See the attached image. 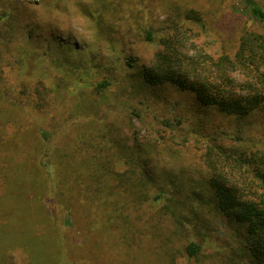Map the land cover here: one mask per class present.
<instances>
[{
	"label": "trees",
	"instance_id": "obj_1",
	"mask_svg": "<svg viewBox=\"0 0 264 264\" xmlns=\"http://www.w3.org/2000/svg\"><path fill=\"white\" fill-rule=\"evenodd\" d=\"M9 2L0 0V264H201L212 221L224 218L229 249L237 246L224 264H264V144L206 143L207 169L195 176L173 145H187L186 131L170 120L154 125L134 98L135 83H171L238 118L264 110V6L244 0L252 25L214 16L224 39L212 53L191 51L193 25L207 31L208 15L187 1H166L172 19L160 22V0H82L96 43L105 40L116 58L100 62L94 53L74 57L86 50L61 39L65 53L36 54L32 31L18 44L23 12ZM115 36L151 44L152 55ZM58 115L103 125L69 135L37 126ZM133 118L147 122L146 141L125 133ZM89 133L96 139L82 141Z\"/></svg>",
	"mask_w": 264,
	"mask_h": 264
},
{
	"label": "rangeland",
	"instance_id": "obj_2",
	"mask_svg": "<svg viewBox=\"0 0 264 264\" xmlns=\"http://www.w3.org/2000/svg\"><path fill=\"white\" fill-rule=\"evenodd\" d=\"M160 1V3L157 2L159 5L156 7V13L160 15V22L172 19L168 12L166 1H172L173 3L187 1L208 15L204 18V21L208 23L206 26L207 31H204L201 25H193L191 51L218 52L220 43L224 39V34L215 29L212 24V22H216L213 21L216 15H218L217 20L223 15L228 17L233 15L234 19H243L244 23L252 25L246 15L244 0ZM257 1L260 5L264 6V0ZM81 2L82 0H11L9 4H13L17 8L19 7L18 9L23 12L20 15L22 23L19 27L17 26L18 36L20 37H17L16 42L20 44L19 38L25 39L28 32L32 31V34L37 37V40L31 41L34 53L40 54L45 58L50 57V55L54 57L65 53V46L58 41V39H61L63 42L69 41L72 45L77 44L79 48L86 50L83 55L74 54V57L87 58L88 54L94 53L100 62H114L116 58L107 50V42L104 40L103 42L100 41L101 44L96 43V38L89 28L90 24L81 13ZM2 10L3 3H0V13ZM6 25L4 24L3 27L0 22V29L2 31L4 28L6 29ZM127 39L132 41L133 49L144 59H148L152 55L154 46L147 42H141L135 36H115L113 38L116 43ZM39 63V66L46 69V71L53 70L54 64L50 61L41 60ZM95 74L102 78L105 72L97 69ZM115 74L117 75V71H115ZM9 76L11 82H18L15 72H9ZM135 88H138V91L135 92L137 96L134 95V98L140 107H142L145 118L148 117L156 126H159L165 120H170L180 126L183 132L186 131V135L189 137L187 145L181 146L174 143L173 145L175 148L177 147L178 153L182 155V162L188 166V169L191 168L192 174L195 176L206 172L207 166L201 160L202 147L206 143L215 140V143H219L224 147L236 146L239 148H245L247 145L253 147L256 141L264 144V110L262 109L254 110L250 115L238 118L234 115L220 112L214 107L199 106L195 96L191 92L171 83L159 84L152 87L135 83ZM92 93L96 99L100 97L97 91L93 90ZM63 121L64 116L58 115L55 119L40 120L37 126H40L44 132H52L53 128L56 129L58 127L60 134L69 135L76 134L77 131H92L96 133L103 125L102 123L90 120V118L83 119L82 121ZM131 122L127 121L125 133H127L126 129L128 127L127 130L129 132L132 130L134 134L140 135V138L146 141L150 135L146 129L147 122L138 118H133ZM161 126L162 128L164 127V125ZM230 133H236L243 137V139L231 140L228 138ZM81 136L82 141L89 140L91 137L96 139V136L90 133L88 136ZM61 138L56 132L52 140L57 144ZM93 139L92 142H94ZM180 140L178 139V141ZM224 219L221 221L212 219L214 221H212V230L208 236L210 238L208 240L207 237L206 248H204V252L199 259L201 264H222V262L224 264V262L226 263L232 257V249L236 251V243L229 249L233 241L228 238L231 229L228 220ZM163 223L167 224L165 220ZM190 235L194 238L200 236L196 230H192ZM184 263L189 264L182 258L177 261V264ZM193 264L200 263L195 260Z\"/></svg>",
	"mask_w": 264,
	"mask_h": 264
}]
</instances>
